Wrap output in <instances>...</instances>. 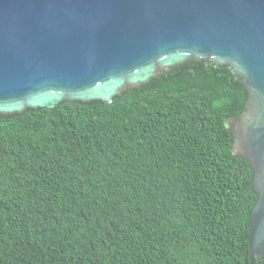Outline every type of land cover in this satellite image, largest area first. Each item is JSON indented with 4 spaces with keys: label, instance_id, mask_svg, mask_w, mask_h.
Instances as JSON below:
<instances>
[{
    "label": "trees",
    "instance_id": "1",
    "mask_svg": "<svg viewBox=\"0 0 264 264\" xmlns=\"http://www.w3.org/2000/svg\"><path fill=\"white\" fill-rule=\"evenodd\" d=\"M247 96L187 60L110 103L0 114V264H250L253 170L224 126Z\"/></svg>",
    "mask_w": 264,
    "mask_h": 264
},
{
    "label": "water",
    "instance_id": "2",
    "mask_svg": "<svg viewBox=\"0 0 264 264\" xmlns=\"http://www.w3.org/2000/svg\"><path fill=\"white\" fill-rule=\"evenodd\" d=\"M187 60L228 65L247 91L224 126L253 170L255 264L264 254V0H0V114L110 103Z\"/></svg>",
    "mask_w": 264,
    "mask_h": 264
}]
</instances>
